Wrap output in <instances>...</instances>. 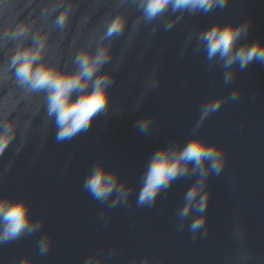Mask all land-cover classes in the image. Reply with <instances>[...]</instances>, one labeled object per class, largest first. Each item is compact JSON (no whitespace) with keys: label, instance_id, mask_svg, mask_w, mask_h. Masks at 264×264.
<instances>
[{"label":"water","instance_id":"water-1","mask_svg":"<svg viewBox=\"0 0 264 264\" xmlns=\"http://www.w3.org/2000/svg\"><path fill=\"white\" fill-rule=\"evenodd\" d=\"M67 5L72 15L61 30L53 21ZM120 13L127 16L124 33L103 41L112 54L103 71L114 76L109 110L72 140L57 142L43 94L0 76V121L17 126L0 155V196L26 199L32 218L43 221L35 233L0 243V264H22L25 258L31 264H88L89 259L91 264H264V63L237 66L234 80L225 85V70L219 64L209 69L204 51H195L196 35L217 22L251 21L241 43L264 45V0H229L222 10L185 13L167 30L166 22L180 13L169 10L145 24L134 0H0V30L23 19L33 32L49 35L46 58L74 69V54L102 46L107 22ZM13 46L0 48V64ZM237 88L240 98L225 99L194 132L203 103L227 98ZM144 116L153 123L142 135L135 124ZM193 135L219 145L226 156L220 173H210L205 182L207 219L195 239L189 225L197 213L181 230L177 212L198 176L178 178L150 208L136 202L154 151L172 142L183 145ZM97 162L132 188L126 203L109 208L114 196L101 204L83 188ZM45 235L51 246L41 255L38 243Z\"/></svg>","mask_w":264,"mask_h":264},{"label":"clouds","instance_id":"clouds-1","mask_svg":"<svg viewBox=\"0 0 264 264\" xmlns=\"http://www.w3.org/2000/svg\"><path fill=\"white\" fill-rule=\"evenodd\" d=\"M229 0H134L136 9L141 13L145 24L152 23L163 17L169 10L175 14V19H169L165 28L172 26L187 13L208 14L215 9H224ZM59 7L55 4L52 13ZM72 15L71 5H67L53 21L54 26L65 29ZM127 16L117 14L107 22L100 42L102 46L94 50L89 47L80 48L73 56L71 63L74 69H69L67 63L61 66L57 59H48V37L39 30L33 32V25L23 19L18 23H8L0 30V48L9 44L10 56L5 63L0 64V76L13 79L18 87L29 93L43 94L45 113L53 121L57 142L72 140L81 133L87 132L93 121L108 112L110 107V88L114 76L103 71L111 59L110 45L103 44L105 40L120 37L126 28ZM251 21L240 24L232 22H217L196 35L195 51L201 50L209 62V69L219 64L224 70L223 81L230 84L236 76V67L245 69L253 61L264 63V45L260 41H241L247 36ZM155 31V29H153ZM192 36H189V41ZM183 54V53H182ZM157 83L151 85V89ZM241 90L235 89L230 95L208 99L201 107L200 117L194 126L198 131L203 122L220 109L225 99L236 101ZM139 105H137V108ZM153 123V117L144 116L137 120L135 127L140 134H147ZM17 135V126L13 120L0 121V155L8 148ZM226 163L224 149L215 143L207 142L199 135H193L183 145L172 142L162 145L151 155L146 171L142 177V186L137 195L139 206L152 207L161 191H167L178 178L198 176L184 196V204L177 215L182 223L194 211L197 215L192 219L189 230L194 234L205 225L207 216L205 210L209 204L210 190L206 189V181L210 173L219 174ZM3 172H0L2 175ZM83 188L97 201L104 204L111 199L109 208L126 203L132 188L121 180L119 174L107 169L102 162H97L85 178ZM103 215V214H102ZM42 220H34L30 214V203L26 199H14L0 196V243H9L24 235L38 231ZM206 235V230L204 232ZM51 246L50 238L45 235L39 243L41 255L46 254ZM245 260L250 259L243 255ZM22 264H31L25 258ZM88 264H91L89 259ZM145 264H148L146 261Z\"/></svg>","mask_w":264,"mask_h":264}]
</instances>
